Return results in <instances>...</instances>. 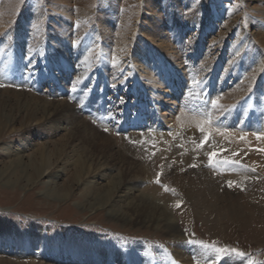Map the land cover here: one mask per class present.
Listing matches in <instances>:
<instances>
[{"label": "rangeland", "instance_id": "1", "mask_svg": "<svg viewBox=\"0 0 264 264\" xmlns=\"http://www.w3.org/2000/svg\"><path fill=\"white\" fill-rule=\"evenodd\" d=\"M163 46L179 63L165 66L182 80L177 95L163 98L174 102V115L192 119L179 129L192 134L191 144L178 149L173 137H165L167 148L158 134L118 126L138 112L143 126L159 132L153 118L164 119L166 110L153 105V87L138 91L129 80L118 87L115 75L118 61L139 63L141 54L160 76L153 62L173 55ZM104 55L112 64H103ZM0 85V228L23 238L36 231L45 242L43 255L37 247L25 255L0 250V264H107L56 258L81 238L125 252L141 244L170 264H264V0H0ZM61 100L77 115L53 131L49 104ZM124 105L130 110L122 116ZM198 121L220 126L221 138L208 131L201 147ZM18 148L26 168L5 169ZM210 152L217 153L212 161ZM113 161L120 178H151L142 191L163 201L181 240L200 253L182 249L178 257L182 247L173 235L84 208L91 197L83 191L84 174ZM210 163L234 170L217 175ZM51 166L64 168L59 182L70 192L66 199L41 194L57 174L42 175ZM50 244L57 250L45 253Z\"/></svg>", "mask_w": 264, "mask_h": 264}, {"label": "bare ground", "instance_id": "2", "mask_svg": "<svg viewBox=\"0 0 264 264\" xmlns=\"http://www.w3.org/2000/svg\"><path fill=\"white\" fill-rule=\"evenodd\" d=\"M153 29L156 30V27L154 25H153ZM159 34H161V31H159ZM163 48H165V51L171 53L170 47L168 48L166 46H163ZM147 50H149V53H152L151 48H147ZM171 54H173V55L164 59V61L162 60V61L158 62V60H156L153 62L152 65H154V69L158 68L156 70H158V71L162 70L163 71L160 76L158 74L153 75V73H152L153 68H150L149 65H147L148 59L145 58L144 56H142L141 54L139 56L141 58L139 63H135L132 59H128V60L125 59L122 61H118L120 74L115 75L116 80H117L115 85L119 87L123 81L129 80L130 85L138 86L137 87L138 91H142V90L145 91V89H147V86H149V87L152 86L153 87L152 95H153L154 99L152 96L150 97V99H151V101L156 102V105L155 104H153V105L156 107V109L163 107L166 110L165 112H163V114H165L164 119L153 118V121L156 122L153 127L156 128L159 132L152 130L151 128H148L147 126H143V123L146 121H145V119H143V116L141 117L139 115L138 112H133L130 119H128L129 125H128V123L127 124L123 123V124H119L118 126L122 130H123V128H130V130L133 132L136 129H140V130H143L145 132L148 131L147 133H152L154 135L158 134L157 140L160 139V137H161V141H163L162 139H165V141H163V142H165V144H167V148L171 146V143H169L170 141L167 143L168 139L165 137H167V136L170 138L173 137V142L178 144V146H176L174 149H178V148H180L179 145H181V144L182 145L191 144V140L189 139V137L192 134H190L189 131H181L179 129H180V127L187 126L188 123L190 122V120H192V119L190 117L184 116L183 115L184 113H182V112H180L178 116L174 115V113H176L175 112L176 108H175L174 102L170 103V102L164 100V98H163V96H168V95H171L172 93H173V95H177L179 93V90H180V86L178 85V83L182 81L181 79H179V75H178V73H180L179 71H173V69L166 67L165 66L166 64H164L168 61L173 62V63L176 62V58H175L174 53H171ZM107 57H108L107 55H104L103 64L104 65L112 64L111 60H109L110 58L108 59ZM175 64L176 65L174 66V68H176V69L179 68L178 67L179 63H175ZM155 73H157V71ZM189 80L190 79H187L186 83H189ZM184 82H185V80H184ZM163 83H166L167 88L165 86H163L164 85ZM137 90H134V92H136ZM175 98L177 99L176 96H175ZM53 102H50V104H49L51 106L52 110L50 109V112L47 113V117H48V119H51L50 120L51 123L54 122L53 124H54V128L56 130L54 129L53 131H57L58 129L62 130L63 128H66V126L64 127V125H62V123L67 122L66 120H69L71 117H74L75 115H77L76 114L77 110L74 109L73 106H70V105L68 106V104H66L62 100L58 101L56 103H53ZM245 104H246V102H244V104H242V105H245ZM47 108H48V105H47L46 109ZM142 108H145V107L143 106ZM129 110L130 109L128 108V106L124 105L120 114L122 116L126 115V113ZM150 112H151V110H150ZM128 116H129V114H128ZM149 118H152V116H150ZM78 119H79V117H78ZM73 120H74V118H73ZM196 120L194 122H196ZM245 121L246 122L248 121L249 126L252 125V123H253L252 120H250L249 118ZM68 122L71 123V121H68ZM262 122L263 121H261L260 127H261V129L262 128L264 129V124H263L264 122L263 123ZM242 123H243V121H242ZM196 124L197 125H195V127L200 129V130H198L200 132L198 134H203L200 136V140L203 139V137L207 134L208 131L211 132L213 136H217V137L221 138L223 131L221 132L222 128L220 126H217L214 124V125H212V127H210V125L201 124V121H198ZM110 126H112V125H110ZM80 127H82V126L80 125ZM201 129H203V131L206 129V131L203 132V131H201ZM252 131H253V129H251L250 131H247V132H252ZM82 132H84V131H82ZM263 132L264 131H262L261 134H263ZM229 135L231 136V133ZM255 135H256V133H255ZM78 136H80V135H78ZM223 137L225 139V136H223ZM226 137H227V135H226ZM229 139H232V138H229ZM80 141H82V140H80ZM227 141H229V140H227ZM159 145L161 148H163L161 146V144H159ZM92 146H94V145H92ZM167 148H163L164 151H162L161 149L160 150L162 151V153H168L169 150H165ZM78 149L82 150L84 148L81 147ZM13 152L14 153H12V155H10L12 157H10L9 163L4 166L5 169L9 168L10 170H15L16 168H20V170H24V168H26L25 167L26 165L23 161L24 155H23L22 149L18 148L16 150H14ZM176 152H178V151H172L173 154H175ZM185 153L188 154V157L193 155L192 152H190V151H185ZM94 154H96V153H94ZM97 155H99V154H96V156ZM100 155H102V154H100ZM7 158L9 159V157H7ZM104 158H106V157H104ZM97 159H98V157H97ZM109 160H110V158H109ZM26 161L27 160H25V162ZM115 162L113 161V163L110 167H107L103 170L100 167V169H97L96 172H94V173L91 172V173H85L84 174V177L81 180V183L83 184V191H84V193L87 194V196H88V194H89V196L91 194L90 200L87 201V204L83 205L84 208H86L90 211H96L98 209L99 210L105 209L106 215L108 217H110L116 221H120L123 225H127V226L138 225V226L145 227V228H151L153 230H158V231L160 230V231L164 232L165 234L173 235V238H175L176 241L178 240L177 241L178 246L182 247L181 250L178 251V254H176V256H178V257L179 256H185L182 249L186 250V253H188L187 255H190L191 252H193V251L196 252L197 250H199L198 252L200 253L201 249L197 248V246H193L190 248V247H188V244H186L187 243L186 241H185L186 242L185 243L184 240H181L183 237L179 235L180 233L178 232L177 222L173 219L170 212L165 208V206L163 205V201L161 199H159L155 195V193H146V192L142 191V189H145L147 187L146 184H147V182H150L151 178L149 181L144 180V177H142L143 178L142 179V178H140V176L137 177L134 175L133 176L131 175L129 177L126 176L124 179L120 178V177H118L119 175H115L114 173H112L113 170H115V165H114ZM102 164H101V166H102ZM118 164H119V162L117 163V165ZM94 165H95V163H94ZM109 165H107V166H109ZM82 166L85 167L87 165H82ZM103 166H104V164H103ZM210 166H212L211 163H210ZM56 167L57 166H54V167L51 166V167H48L44 170L41 169V170H43L41 172L42 175L49 177V178H50L51 174L53 175V173H57L56 176L54 177V179H52L50 182L46 183V187L44 190L41 191V194L45 195L46 197H48L50 199L63 200V199H66L70 195V192H66V191H64V189L63 190L61 189L62 187H60L63 182L60 183L59 180H61V177H62L61 174L64 173V170H63L64 168L62 167L63 169H61V167L60 168H56ZM206 167H208V165ZM211 168H212V173L216 172L217 175L221 174V171L226 173L227 171L229 172V171L234 170L233 168L232 169L231 168L230 169L224 168V170H221V164L218 166H212ZM94 169H96V168H94ZM116 169H117V167H116ZM146 179H149V177H146ZM46 181H48V180H46ZM77 182H79V181H77ZM3 184L6 185V183H3ZM89 191L90 192L92 191V192L89 193ZM154 191H157V190L153 189L152 192H154ZM85 197H86V195H85ZM77 205H79V204H77ZM25 234H29V235L26 236L25 238H23L24 237L23 234L14 233L12 230V233H10V236H7L8 234L5 232V230H2V228H0V250L5 251V252H11V253L14 252L15 254L25 255V254H27V252L29 250H32L33 248L37 247V248H39V254L43 255V248L44 247H42V246L45 244V242L43 240L39 239L37 232L36 231H28V232H25ZM92 241L93 240L89 241V240H85L83 238L78 239V240H72L68 244L66 243L65 250L56 251L55 255H58L56 258L60 259L61 261H67L66 258H69L70 260H75L74 262H83V263H86V261H95L97 259H100V260H103L102 262L108 261L107 264H110V262H111V264H170L166 257H164L163 255H162L163 256L162 257L158 253H155V252L154 253L148 252L147 250H145L143 248V246L141 244L135 243L131 250L125 252L124 250H122V248L117 249L116 247H113V245L110 243H108V244L107 243H101V244L99 243L98 245H96L98 243L97 242L94 245V244H92ZM38 242H41V243L44 242V243L41 245H37ZM54 250H57V248H55L52 244H50L49 248L45 251V253L50 252V251H54ZM187 255H186V257H187ZM98 263H100V262H98Z\"/></svg>", "mask_w": 264, "mask_h": 264}, {"label": "snow or ice", "instance_id": "3", "mask_svg": "<svg viewBox=\"0 0 264 264\" xmlns=\"http://www.w3.org/2000/svg\"><path fill=\"white\" fill-rule=\"evenodd\" d=\"M2 86H3V85H0V87H2ZM212 103H213V104H216V101H212ZM201 131H203V129H201ZM257 139H258V140L261 139V136H260L259 134H257ZM208 140H209V137H208L207 135H205V136L203 137V139L201 140V142H200V146L203 147L204 144L207 143ZM216 155H217L216 152H210V153H209V160L212 161V160L214 159V157H216ZM192 166L194 167L195 165H192ZM156 183L159 184V183H160V180L157 179V180H156ZM227 183H228L229 187H232L234 182L229 181V182H227ZM178 206H179V205H178ZM240 255H243V254L240 253Z\"/></svg>", "mask_w": 264, "mask_h": 264}]
</instances>
